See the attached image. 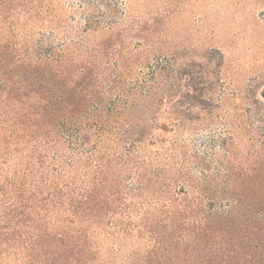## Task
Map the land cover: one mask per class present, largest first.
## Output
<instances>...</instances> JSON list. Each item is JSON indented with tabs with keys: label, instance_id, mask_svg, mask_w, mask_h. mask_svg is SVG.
I'll return each instance as SVG.
<instances>
[{
	"label": "rangeland",
	"instance_id": "obj_1",
	"mask_svg": "<svg viewBox=\"0 0 264 264\" xmlns=\"http://www.w3.org/2000/svg\"><path fill=\"white\" fill-rule=\"evenodd\" d=\"M0 264H264V0H0Z\"/></svg>",
	"mask_w": 264,
	"mask_h": 264
}]
</instances>
